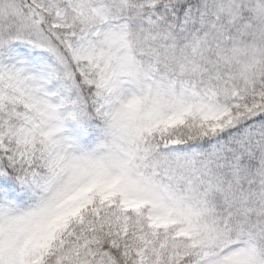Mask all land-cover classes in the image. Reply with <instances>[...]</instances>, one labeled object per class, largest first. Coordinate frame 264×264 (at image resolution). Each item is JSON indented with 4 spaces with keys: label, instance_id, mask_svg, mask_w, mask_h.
<instances>
[{
    "label": "snow or ice",
    "instance_id": "obj_1",
    "mask_svg": "<svg viewBox=\"0 0 264 264\" xmlns=\"http://www.w3.org/2000/svg\"><path fill=\"white\" fill-rule=\"evenodd\" d=\"M0 264H264V0H0Z\"/></svg>",
    "mask_w": 264,
    "mask_h": 264
}]
</instances>
